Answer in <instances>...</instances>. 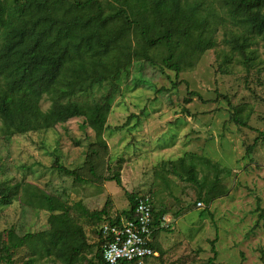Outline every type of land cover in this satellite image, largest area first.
<instances>
[{
	"label": "rangeland",
	"instance_id": "1",
	"mask_svg": "<svg viewBox=\"0 0 264 264\" xmlns=\"http://www.w3.org/2000/svg\"><path fill=\"white\" fill-rule=\"evenodd\" d=\"M221 15L214 47L180 73L158 61H132L117 79L65 101L72 115L65 124L0 136V187L18 189L10 204L0 203V232L46 230L50 197L70 208L69 229L81 228L93 245L97 226L130 208L126 193L148 194L165 221L152 237L156 256L143 264H210L212 258L214 264H264V223L258 219L264 210V43L255 38L251 61L243 63L226 42L242 28ZM93 103L110 104L101 122L85 109ZM49 107L44 96L40 108ZM233 107L247 118L246 127L230 120ZM185 154L194 182L162 167ZM205 160L223 169L224 193L208 203L199 199L214 174ZM116 174L121 186L109 180ZM76 203L105 213L100 219L82 215ZM30 256L26 247L14 250L11 264ZM37 264L59 263L43 258Z\"/></svg>",
	"mask_w": 264,
	"mask_h": 264
},
{
	"label": "trees",
	"instance_id": "2",
	"mask_svg": "<svg viewBox=\"0 0 264 264\" xmlns=\"http://www.w3.org/2000/svg\"><path fill=\"white\" fill-rule=\"evenodd\" d=\"M221 13L242 28L226 40L230 50L243 63L250 62L247 53L255 38L264 43V0H0V136L11 138L65 124L72 116L65 101L117 79L132 61H158L180 73L214 47ZM44 96L50 102L46 111L40 108ZM85 109L97 123L108 115L110 104L93 103ZM240 115L233 107L230 120L246 127L247 118ZM184 156L165 161L162 167L194 182L196 171L186 164L189 154ZM205 164L214 171L213 180L199 199L205 197L208 203L211 195L224 193L223 169L208 160ZM61 172L78 180L72 170L61 167ZM109 180L121 186L117 174ZM13 191L3 184L0 203L10 204L18 189ZM126 195L130 208L121 212L122 217L103 222L119 225L132 217L138 195ZM76 204L85 216L100 219L105 213L102 210L98 216ZM47 211L44 231L21 236L13 229L0 232V263L11 264L12 251L26 247L31 256L22 264H37L43 258L59 264H104L101 250L107 238L101 233L102 225L97 226V243L91 245L81 228L69 229L68 206L49 197ZM152 211L154 235L162 228L164 213H154L153 201ZM258 219L264 223V210Z\"/></svg>",
	"mask_w": 264,
	"mask_h": 264
},
{
	"label": "built area",
	"instance_id": "3",
	"mask_svg": "<svg viewBox=\"0 0 264 264\" xmlns=\"http://www.w3.org/2000/svg\"><path fill=\"white\" fill-rule=\"evenodd\" d=\"M197 207H202L200 202ZM165 220L162 219V224ZM152 199L148 194L138 195L132 217L122 219L119 225L103 223L101 233L107 238L102 246L104 264H143L156 256L150 247L154 231Z\"/></svg>",
	"mask_w": 264,
	"mask_h": 264
},
{
	"label": "crops",
	"instance_id": "4",
	"mask_svg": "<svg viewBox=\"0 0 264 264\" xmlns=\"http://www.w3.org/2000/svg\"><path fill=\"white\" fill-rule=\"evenodd\" d=\"M164 217H165V216H164ZM164 217H163V218H164ZM164 219H165V218H164Z\"/></svg>",
	"mask_w": 264,
	"mask_h": 264
}]
</instances>
